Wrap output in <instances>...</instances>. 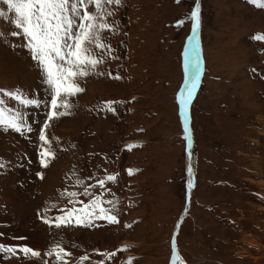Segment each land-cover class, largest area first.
I'll return each mask as SVG.
<instances>
[{
    "label": "rangeland",
    "instance_id": "obj_1",
    "mask_svg": "<svg viewBox=\"0 0 264 264\" xmlns=\"http://www.w3.org/2000/svg\"><path fill=\"white\" fill-rule=\"evenodd\" d=\"M195 3L109 6L116 14L108 20L118 31H105L102 40L112 51L93 50L104 57L96 69L104 75L79 79L84 91L72 98L71 114L49 122L55 157L47 168L39 163L38 133L49 109L0 97L34 129L24 136L0 129V159L7 164L0 168V243L41 252L30 259L0 255V264H57L46 256L56 243L71 253L67 264H169L173 240L188 264H264V42L253 39L264 34V9L249 0L200 2L203 75L189 108L196 174L189 190L178 93L193 22H177ZM13 30L11 19L0 18V32ZM25 43L10 35L0 42V89L48 101L43 73ZM108 101L119 102L115 114ZM129 169L138 171L129 175ZM110 174L115 182L100 187L97 181ZM89 185L92 196L84 194ZM93 196L100 207L115 205L119 223L93 218L92 227L57 228L44 222L71 209L73 220L83 216Z\"/></svg>",
    "mask_w": 264,
    "mask_h": 264
},
{
    "label": "snow or ice",
    "instance_id": "obj_2",
    "mask_svg": "<svg viewBox=\"0 0 264 264\" xmlns=\"http://www.w3.org/2000/svg\"><path fill=\"white\" fill-rule=\"evenodd\" d=\"M181 0H176L179 4ZM249 2L259 9H264V0H249ZM0 4L6 6V10L0 9V18L11 19L15 29L10 33L0 32V42H7V37H20L23 36L26 43L22 46L27 48L30 58L36 62V67L39 68L44 77V83L47 85L48 94L50 99L48 101H41L34 97H29L20 89L4 90L0 89V97L7 96L15 100L23 107L34 106L39 108L43 103L45 108L49 111L46 114V121L38 133V140L41 142L38 145L39 163L43 168H47L50 163L49 157L54 158L55 153L52 149L51 140L46 134V130L51 127L50 121L59 119L61 117L70 115L71 108L73 107L72 98L84 91L77 82L92 74L104 75L102 72H97L96 69L99 64L103 63L104 57L102 54L97 55L94 53V48L105 50L111 53L110 45L102 40V33L105 31L115 32L118 31V25L110 23L108 18L115 16L114 7L110 9L109 6H123V0H0ZM9 13L11 16H9ZM185 20L192 21V34L189 36V49L191 53V79L187 88L186 95L181 94L179 104L182 108H186L193 98V92L196 89L197 83L200 79V59L198 42L196 41L197 31L200 27V3L196 0L195 7L190 14L182 20L177 22V26H182ZM256 41L264 42V34H256L253 37ZM13 46V45H9ZM118 59V57H111ZM255 71V70H253ZM110 77L111 73H107ZM120 79L119 76L113 77ZM119 103L116 101H108L105 107L109 112L116 113L114 104ZM5 101L0 98V129L4 131H14L24 136L34 131L32 125L25 119L24 113L11 109H7ZM103 110V109H101ZM10 113L7 117L5 113ZM185 139L187 136L188 127L185 120ZM128 150L134 147H142V145H127ZM7 167V164L0 159V168ZM134 171L128 170L129 175H133ZM191 172V167H189ZM37 175L43 179L42 173ZM116 175H107L105 179H100L97 184L104 187L106 181L115 182ZM82 180H77V184L83 185ZM191 181L189 182V189L192 187ZM89 185L85 187L84 194L92 196L88 192ZM68 197H74L75 192H68ZM80 203L83 204L81 201ZM102 201L99 196H93L90 205H85L89 211L84 213L83 216H77L75 220L72 219L76 209H71L65 215H61L52 220L44 219L46 224L54 225L57 228L70 225H83L92 227L93 218L106 219L109 223H119L117 216L114 214L115 205L112 209H105L100 207ZM112 204V201H108ZM100 207L97 213L95 209ZM83 211V210H81ZM131 227L130 225H127ZM3 235V234H0ZM19 239H23L22 237ZM126 248L118 249L117 251H125ZM0 255L15 257L22 255L25 258H41V252L37 251L26 245L13 246L0 243ZM71 253L67 252L60 243H56L50 248L46 256L52 257L57 261V264H67L64 259L65 256H70ZM116 253L107 254L108 259L115 256ZM88 256L81 257V260H87ZM184 264L182 258L179 256L178 248L176 247L175 240H173V259L172 264ZM102 264V262H100ZM131 264V260L127 262Z\"/></svg>",
    "mask_w": 264,
    "mask_h": 264
},
{
    "label": "bare ground",
    "instance_id": "obj_3",
    "mask_svg": "<svg viewBox=\"0 0 264 264\" xmlns=\"http://www.w3.org/2000/svg\"><path fill=\"white\" fill-rule=\"evenodd\" d=\"M201 4V3H200ZM202 17H201V7H200V27L197 31V35L199 36L200 35V29H201V21ZM200 37V36H199ZM198 37V38H199ZM198 38L196 36V41H194L193 43H196L198 42ZM187 49H186V55H185V73H186V80L183 84V87L181 88V90L179 91L180 93H178V97H179V100L181 98V94L183 93L184 95H186V92H187V88L189 87V84L186 83V81H189L190 82V79H191V64H192V59H191V53L190 51H188L189 49V41H188V45H187ZM198 48H199V44H198ZM201 53V51L199 52ZM201 55V54H200ZM200 67H201V72H202V67H203V60H202V55L200 56ZM201 72H200V79H201ZM199 82V81H198ZM194 93V92H193ZM193 100V99H192ZM192 100L189 102V104L187 105L186 108H183V113H184V119L187 121V127H188V132H187V136L189 137V139H187V144L189 145V151L187 152V171H188V176H189V180H188V185H189V182L191 181L192 185L194 183V180H195V177H196V174H195V168H194V160H193V156H192V153H191V148H190V144L192 142V131H191V125H190V113H189V108H190V104L192 103ZM189 167H191V172L189 171ZM192 188V187H191ZM188 207V206H187ZM188 209V208H187ZM185 213V212H184ZM183 213V214H184ZM187 213V211H186ZM172 259H173V256L171 257L170 259V263L169 264H172ZM177 264H180L179 261H177ZM188 264V263H187Z\"/></svg>",
    "mask_w": 264,
    "mask_h": 264
},
{
    "label": "water",
    "instance_id": "obj_4",
    "mask_svg": "<svg viewBox=\"0 0 264 264\" xmlns=\"http://www.w3.org/2000/svg\"><path fill=\"white\" fill-rule=\"evenodd\" d=\"M199 2H200V0H199ZM197 37H198V35H197ZM199 56H200V55H199ZM197 85H198V83H197ZM196 88H197V86H196ZM195 90H196V89H195ZM188 151H189V147H187V149H186V152H188ZM185 214H186V212H185L184 214L181 215V217H180V219H179V221H178L177 231L180 229V225H181V223H182V221H183V219H184V217H185ZM179 256H180V258H182L184 264H187V263L185 262V260L183 259V257H182L180 254H179Z\"/></svg>",
    "mask_w": 264,
    "mask_h": 264
}]
</instances>
